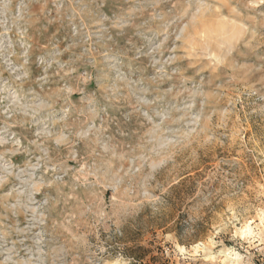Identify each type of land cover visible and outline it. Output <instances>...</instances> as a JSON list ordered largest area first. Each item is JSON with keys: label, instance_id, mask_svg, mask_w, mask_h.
Returning a JSON list of instances; mask_svg holds the SVG:
<instances>
[{"label": "rangeland", "instance_id": "374dc122", "mask_svg": "<svg viewBox=\"0 0 264 264\" xmlns=\"http://www.w3.org/2000/svg\"><path fill=\"white\" fill-rule=\"evenodd\" d=\"M0 264H264V0H0Z\"/></svg>", "mask_w": 264, "mask_h": 264}]
</instances>
